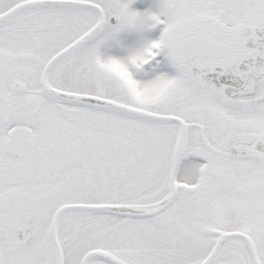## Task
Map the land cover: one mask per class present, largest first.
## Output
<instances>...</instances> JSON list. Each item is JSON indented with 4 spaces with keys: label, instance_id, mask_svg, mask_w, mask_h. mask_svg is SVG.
<instances>
[{
    "label": "snow or ice",
    "instance_id": "1",
    "mask_svg": "<svg viewBox=\"0 0 264 264\" xmlns=\"http://www.w3.org/2000/svg\"><path fill=\"white\" fill-rule=\"evenodd\" d=\"M0 264H264V0H0Z\"/></svg>",
    "mask_w": 264,
    "mask_h": 264
}]
</instances>
